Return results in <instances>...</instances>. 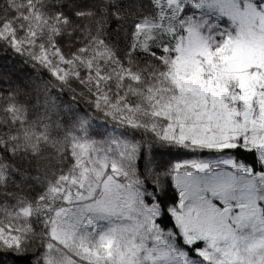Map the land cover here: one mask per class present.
Masks as SVG:
<instances>
[{"label": "trees", "instance_id": "trees-1", "mask_svg": "<svg viewBox=\"0 0 264 264\" xmlns=\"http://www.w3.org/2000/svg\"><path fill=\"white\" fill-rule=\"evenodd\" d=\"M190 1L180 0L179 12L168 0H0V63L14 74L0 81V226L27 229L15 232L23 252L0 249V264H50L49 245H58L51 228L67 184L91 182L81 161L88 159L79 157L87 143L140 183L160 212L156 224L176 235L177 169L233 159L254 174L264 171L242 145L181 146L149 130L168 125L151 103L160 100L177 56L168 24L178 13L196 16Z\"/></svg>", "mask_w": 264, "mask_h": 264}, {"label": "rangeland", "instance_id": "rangeland-1", "mask_svg": "<svg viewBox=\"0 0 264 264\" xmlns=\"http://www.w3.org/2000/svg\"><path fill=\"white\" fill-rule=\"evenodd\" d=\"M190 3L195 17L178 13L168 24L177 37V56L164 78L160 100L156 97L151 103L153 115L167 120L166 129L183 146L223 151L242 145L255 151L264 167V10L257 9L260 14L253 15L254 3L232 0L225 11L235 15L233 21L213 0ZM167 16V12L162 15ZM223 20L226 23L220 24ZM220 36L223 39L218 40ZM107 155L92 144L83 145L79 157L88 159L81 161L91 182L67 184L64 206L51 228V239L59 246L49 245L50 264H85L86 258L96 264H204L194 250H185L177 242L180 237L187 246L197 231L209 236L201 246L217 264L222 259L239 264L244 258L264 264V171L254 174L233 159L214 168L198 163L191 164L192 169H177L173 180L181 201L171 214L176 227L177 217L184 222L176 235L156 224L160 212L154 200L149 202L140 183ZM221 191L227 194L225 217L210 208L218 203ZM99 201L111 212L93 211ZM253 201L262 211L244 221L241 214L249 213ZM219 229H230L241 242L254 237L247 257L238 256L234 249L224 251L227 245L219 240L220 251H214L211 236Z\"/></svg>", "mask_w": 264, "mask_h": 264}, {"label": "snow or ice", "instance_id": "snow-or-ice-1", "mask_svg": "<svg viewBox=\"0 0 264 264\" xmlns=\"http://www.w3.org/2000/svg\"><path fill=\"white\" fill-rule=\"evenodd\" d=\"M255 2V0H254ZM214 4H219L221 6V12L224 14L229 20H235V15H233L230 12H226L225 9H229L232 7V0H213ZM168 6L170 9H173L175 11L182 12L183 7L180 4V0H168ZM197 7H200L201 5H196ZM264 10V0H258V3L256 4V8H253L252 14L253 15H259L260 13L257 11ZM80 13H77L79 15ZM163 15V14H162ZM146 25H137L138 32H142L145 30ZM190 31H194V29H190ZM18 50V49H17ZM41 57H37V59H40ZM46 60V58H44ZM13 73L10 70H6L3 63H0V81H3L4 78L11 79L13 77ZM99 107V105H97ZM109 115H112V113H108ZM129 123H132V121H129ZM133 127H136L137 125L132 123ZM150 131L154 133V135L165 142L168 143H177L183 146V141L176 138L174 134H172L170 129H164L160 130L156 128L155 126H151L149 128ZM206 167V166H204ZM5 177L0 174V181H3ZM63 179V178H62ZM216 195L217 193H213ZM223 206V207H221ZM210 208L213 212L218 213L221 217H225L229 213V208L227 207V194L224 192L219 193V199L217 204H211ZM93 211L97 212H111V209L109 207H106L103 201H99L97 205H95L92 208ZM262 211L258 205L255 204V201L252 202V205H250V211L247 215L244 213L241 214V217L244 221L251 220L255 213ZM168 214V213H161ZM24 215H28V209L24 210ZM184 218L183 217H177V227H181L183 225ZM151 223L149 222L148 227L151 228ZM16 231H27V229L20 230V229H13V226H0V249H7L9 251L14 250L16 253H22L24 250V243H23V237L20 235L15 234ZM218 234H214L211 236V247L214 251H220L217 245V241H223L227 245L226 249L224 251H231L235 250L236 254L240 257H247V254L249 253L250 249L248 247V244L250 242V239L253 238H244V240L241 242L240 240H237V238L232 235V232L230 229H219L217 230ZM106 239V237H101V241ZM209 236L205 234H201L199 231L196 232V234L192 237L191 242L186 241L188 249L194 250L196 254L202 258L204 261V264H217V261L214 257L211 256V254L206 253L201 246V240H208ZM264 239V238H262ZM234 242V244H233ZM85 253H87V249L83 250ZM162 255L167 256V253L164 252ZM85 264H96V261L92 258H86ZM219 264H228L227 260H221ZM239 264H253L252 260L249 258L241 259Z\"/></svg>", "mask_w": 264, "mask_h": 264}]
</instances>
